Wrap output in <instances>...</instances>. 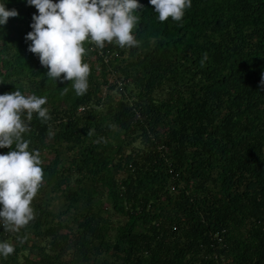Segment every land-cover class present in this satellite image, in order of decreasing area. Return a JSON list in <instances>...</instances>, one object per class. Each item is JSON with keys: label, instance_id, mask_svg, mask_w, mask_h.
I'll return each instance as SVG.
<instances>
[{"label": "trees", "instance_id": "1", "mask_svg": "<svg viewBox=\"0 0 264 264\" xmlns=\"http://www.w3.org/2000/svg\"><path fill=\"white\" fill-rule=\"evenodd\" d=\"M140 3L138 46L84 42L83 95L28 51L35 6L7 4L0 93L46 96L50 119L25 134L44 179L0 264H264V0L163 22Z\"/></svg>", "mask_w": 264, "mask_h": 264}, {"label": "clouds", "instance_id": "2", "mask_svg": "<svg viewBox=\"0 0 264 264\" xmlns=\"http://www.w3.org/2000/svg\"><path fill=\"white\" fill-rule=\"evenodd\" d=\"M9 2L0 0V27L9 17L20 15L18 9L7 7ZM192 2L149 0L162 22L169 17L181 21ZM26 4L37 9L32 14L31 31L25 35L30 41L28 51L38 55L48 69L47 76L56 83L58 79L71 81L77 95L85 94L89 87L91 69L83 60L86 40L101 49L105 42L121 48L141 43L133 31L140 20L135 13L144 7L140 0H26ZM260 86L264 88V75ZM46 103V96L25 95L18 88L0 93V148L10 149L0 153V225L6 231H19L35 217L32 201L44 179L43 161L38 149H30L25 134L34 114L50 119ZM14 250V244L0 241V255L7 257Z\"/></svg>", "mask_w": 264, "mask_h": 264}, {"label": "rangeland", "instance_id": "3", "mask_svg": "<svg viewBox=\"0 0 264 264\" xmlns=\"http://www.w3.org/2000/svg\"><path fill=\"white\" fill-rule=\"evenodd\" d=\"M49 157H51V156H49Z\"/></svg>", "mask_w": 264, "mask_h": 264}]
</instances>
